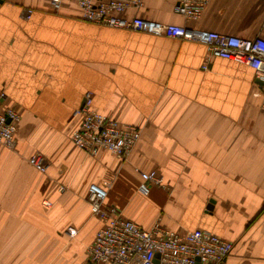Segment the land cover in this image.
I'll return each mask as SVG.
<instances>
[{
  "label": "crops",
  "instance_id": "0c3cea01",
  "mask_svg": "<svg viewBox=\"0 0 264 264\" xmlns=\"http://www.w3.org/2000/svg\"><path fill=\"white\" fill-rule=\"evenodd\" d=\"M176 1L141 0L124 17L264 39V0H210L196 21ZM261 87L249 66L203 44L88 23L66 1L55 11L50 0H0V92L20 117L15 149L0 147V264H85L102 225L88 188L104 181L106 205L140 228L159 219L176 233L203 230L233 245L222 264H264ZM86 93L141 129L125 162L70 142ZM34 153L46 174L28 164ZM135 169L156 171L164 187L142 197Z\"/></svg>",
  "mask_w": 264,
  "mask_h": 264
},
{
  "label": "built area",
  "instance_id": "2783aa9c",
  "mask_svg": "<svg viewBox=\"0 0 264 264\" xmlns=\"http://www.w3.org/2000/svg\"><path fill=\"white\" fill-rule=\"evenodd\" d=\"M70 2L80 11V17L88 22L134 32L179 39L203 44L210 57L234 61L249 66L262 82L260 110L264 114V39H244L217 32L191 29L173 24H162L142 18L128 19L124 13L139 8L141 0H50V6L58 11L62 3ZM210 0H177L174 12L186 20H199ZM27 17L30 11L24 13ZM264 28V22H263ZM206 63L202 70L206 69ZM6 96L0 92V147L14 150L16 131L20 121L17 111L5 105ZM78 126L69 136L72 145L86 157L95 158L104 151L120 162H125L141 137V129L122 124L93 108L92 96L86 93L83 104L72 115ZM28 164L40 174H46L48 162L39 153L32 154ZM140 182L137 192L148 197L152 187H164L163 178L156 171L142 172L135 169ZM110 182L92 184L86 197L92 217L101 227L96 231L87 249L85 264H222L232 253L233 245L215 234L194 230L176 233L164 228L160 220L149 229H142L124 218L113 206L106 205ZM64 191V188H59ZM43 206L50 207L48 201ZM69 236L76 234L68 229Z\"/></svg>",
  "mask_w": 264,
  "mask_h": 264
},
{
  "label": "water",
  "instance_id": "95a60500",
  "mask_svg": "<svg viewBox=\"0 0 264 264\" xmlns=\"http://www.w3.org/2000/svg\"><path fill=\"white\" fill-rule=\"evenodd\" d=\"M211 209H212V202H210V204H208L206 210L210 211ZM158 259H159V255L156 254V255H155V259H154V264H158V263H159V262H158ZM197 264H199V263H198V260H197Z\"/></svg>",
  "mask_w": 264,
  "mask_h": 264
},
{
  "label": "rangeland",
  "instance_id": "374dc122",
  "mask_svg": "<svg viewBox=\"0 0 264 264\" xmlns=\"http://www.w3.org/2000/svg\"><path fill=\"white\" fill-rule=\"evenodd\" d=\"M262 113H263V112H262ZM50 252H51V251H48V252H47V258H46V259H48V260H49L51 257H53V256L50 254ZM48 263H49V261H48Z\"/></svg>",
  "mask_w": 264,
  "mask_h": 264
}]
</instances>
